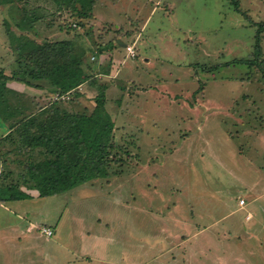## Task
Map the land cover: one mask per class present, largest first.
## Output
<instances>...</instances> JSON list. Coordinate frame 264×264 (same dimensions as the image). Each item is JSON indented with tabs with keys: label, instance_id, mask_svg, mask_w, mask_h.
<instances>
[{
	"label": "rangeland",
	"instance_id": "1",
	"mask_svg": "<svg viewBox=\"0 0 264 264\" xmlns=\"http://www.w3.org/2000/svg\"><path fill=\"white\" fill-rule=\"evenodd\" d=\"M24 4L47 15L41 39L50 28L53 39L74 36L92 72L102 45L138 67L124 65L109 91L123 160L112 163V182L39 196L24 166L44 154L0 144L4 183L32 194L0 201V264H264V77L238 61L252 57L264 0H95L99 27L54 0ZM16 16L0 3L7 74L17 65L7 32V21L21 32ZM70 95L45 92L78 108Z\"/></svg>",
	"mask_w": 264,
	"mask_h": 264
},
{
	"label": "trees",
	"instance_id": "2",
	"mask_svg": "<svg viewBox=\"0 0 264 264\" xmlns=\"http://www.w3.org/2000/svg\"><path fill=\"white\" fill-rule=\"evenodd\" d=\"M28 1L0 0L1 4L15 5V10L20 14L16 16V27L21 30L18 33L13 23L7 21V32L12 39L17 65L11 74L0 69V118L9 130L0 138V144L9 141L17 145L21 153L39 149L44 154L43 159L31 160L24 166L25 177L31 182V187L39 191V196L64 193L90 182H112V177L116 176L112 163L123 160L115 152L116 121L107 107L110 81L99 76L101 69L92 72V67L86 61V51L77 46L74 36L53 39L45 35L42 40L37 23L46 19L47 15L40 13L42 7L29 9L28 4H24ZM54 1L60 9L74 10L86 23L93 17L95 0ZM263 30L264 21H261L252 57L238 61L256 66L264 77ZM11 79L36 87L47 83L50 95L55 92L62 96L71 94V98L74 97L71 105H78V108L72 109L63 100H53L39 110H24L12 100L13 96L20 97L22 94L8 86L7 82ZM84 82L97 87L93 107L83 101L87 98L86 94L78 89ZM5 177L3 165L0 201L32 196L14 182L4 183Z\"/></svg>",
	"mask_w": 264,
	"mask_h": 264
},
{
	"label": "crops",
	"instance_id": "3",
	"mask_svg": "<svg viewBox=\"0 0 264 264\" xmlns=\"http://www.w3.org/2000/svg\"><path fill=\"white\" fill-rule=\"evenodd\" d=\"M105 18H102V16H100V14L98 13L97 9H96V5L94 7V14L93 17L88 21V25H92V24H96L98 27L99 26H103V22H104ZM144 25V24H143ZM120 26V25H118ZM120 28V27H119ZM139 26L138 29L131 34V36H133L134 38L132 39V41H134V45L136 47V50L138 52V42L140 40V38L138 37L140 32H139ZM41 33V31H40ZM50 34H47L50 38L55 37V31H52V29L50 28L49 30ZM56 33H61V32H56ZM134 33H137L136 35ZM135 35V36H134ZM106 36H108V34H106ZM131 42L128 43H124L123 45H126V50H127V46L131 45ZM104 46V47H103ZM115 45H102V56H98L97 54L93 55L94 59H97V69H101L102 72L99 73V76L102 77L104 80H109L110 82H108V88H107V98L109 99V91L113 88H115L114 86L116 84H114L115 78L117 81V77L120 75H122L121 71L123 70L124 65H128V66H135L138 64L134 63L133 65H130L129 62L126 60V58H124V56L119 55V48L118 47H114ZM97 53V52H96ZM126 56L130 57L128 51H126ZM138 55V54H137ZM122 56V57H120ZM131 58H135L131 57ZM146 64L149 62L147 59L145 60ZM122 64V66H120ZM119 65V66H118ZM107 70L109 71L107 73ZM121 78V77H120ZM130 78H127V80H129ZM9 82H11L9 84V87L11 89H13L16 92H19L20 94H22L20 97H16L17 99H15L13 97V102L15 105L23 107L24 110L25 109H29V111L31 109L33 110H39L41 107H45L48 103H50V98L49 97H45V92H48V94H50V86H47V83L42 86V87H36L33 85H25L23 82H20L18 80H12ZM25 85V86H24ZM84 86V87H83ZM81 90L82 92H84L86 94V97H90L93 98L96 94H97V87L93 86V85H89V84H82L81 86ZM30 93L33 94V97L30 96ZM45 100V101H43ZM2 119V118H1ZM2 121H4L2 119ZM3 125H5L6 130L4 131V133L2 134V137L5 136V134H7V132L9 130L7 124H5V122L3 123ZM1 138V137H0ZM3 160L2 158H0V181H1V172L3 170ZM245 204L241 203V205ZM241 208V207H240ZM247 218V216H246ZM32 230V229H30Z\"/></svg>",
	"mask_w": 264,
	"mask_h": 264
},
{
	"label": "built area",
	"instance_id": "4",
	"mask_svg": "<svg viewBox=\"0 0 264 264\" xmlns=\"http://www.w3.org/2000/svg\"><path fill=\"white\" fill-rule=\"evenodd\" d=\"M127 48H128V50H129V51H128V52H129V55H130L131 57H134V56L136 55V51H134L132 45H128ZM244 202H245V200L242 199V200H241V203H244ZM43 231H44L45 233H47L48 235H52V234H53V230H52L50 227H46V226H44V227H43Z\"/></svg>",
	"mask_w": 264,
	"mask_h": 264
}]
</instances>
